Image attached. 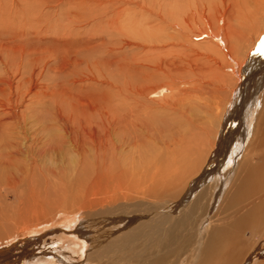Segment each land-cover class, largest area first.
Returning <instances> with one entry per match:
<instances>
[{"label": "rangeland", "instance_id": "1", "mask_svg": "<svg viewBox=\"0 0 264 264\" xmlns=\"http://www.w3.org/2000/svg\"><path fill=\"white\" fill-rule=\"evenodd\" d=\"M126 1L0 0V49L6 50L15 67L24 63L29 72L26 81L33 84L29 97L0 107L2 124L21 122V138H26L23 153L17 155L10 148L16 129L0 126V250L9 253L13 264H89V240H83L85 249L78 250L61 235L55 236L56 229H69L68 220L85 211L146 202L152 180L175 172L182 158L188 172H196L191 179L197 180L216 148L215 139L209 138V122L220 124L227 114L242 67L248 62L243 75L252 78L264 65V45L260 48L264 29L261 36L255 35L243 24L250 6L260 8L264 0H160V6L143 9L161 11L150 18L137 9L141 0H130L128 6ZM174 2L179 8L172 16ZM102 11L108 15L101 20ZM126 15L141 20L142 30L109 33L108 22L118 27L121 21L127 23ZM194 15L197 18L189 20ZM216 34L227 35L233 46L238 39L243 42L236 55L245 57L242 65L232 61L234 49L226 48ZM110 38L116 45L112 52L107 47ZM157 40L165 51L179 53L177 58L151 55L154 49L148 46ZM131 41L148 43L144 49ZM214 43L222 47L227 68L210 52ZM214 66L219 72L212 70ZM33 67L36 73L31 78ZM231 81L234 87L228 97L220 85ZM28 87L25 84L23 90ZM14 108L15 120L7 119L5 112L13 113ZM110 114L115 121L111 137L106 133ZM239 121L235 128L243 124L242 118ZM190 156L201 162L197 168L189 166ZM29 196L36 206L33 224L40 226L10 235L19 204ZM5 219L9 226L1 223ZM263 240L246 264H264Z\"/></svg>", "mask_w": 264, "mask_h": 264}, {"label": "bare ground", "instance_id": "2", "mask_svg": "<svg viewBox=\"0 0 264 264\" xmlns=\"http://www.w3.org/2000/svg\"><path fill=\"white\" fill-rule=\"evenodd\" d=\"M129 1L124 2L126 6L129 5ZM140 2L138 4L142 6V9L139 8L141 6L137 9L143 14H150L149 18L161 13V11L152 13L154 10L148 13L143 10L147 9V5L150 7L153 4L160 6V0H141ZM109 8L111 7L109 6ZM177 8L179 7L176 6V2L171 3L170 13L172 16L178 14ZM248 11L249 16L243 24H246L249 29L251 28L255 35L261 36L264 26H260V20L264 19V4L260 8L250 6ZM104 12L101 13V20L108 15L107 11ZM125 12L126 10L123 13ZM119 14L120 12H118ZM126 17L127 23L121 25L123 18H120L119 21L121 22L118 27L108 22L109 33L113 30L120 34H135V32L142 30L141 20L127 15ZM195 17L196 15L188 18L190 20ZM258 17L261 18L258 19ZM128 18L131 20H127ZM173 20L174 22L183 21L181 18H174ZM149 21L151 20L147 19V23ZM101 28L104 27L101 26ZM125 29L130 30V32L124 31ZM101 31L102 29L99 33ZM215 36L219 38L221 34ZM173 37L175 38L172 36L170 40H174ZM220 39L226 48L234 49V55L230 52L232 61L240 62L242 65L245 57L238 58L239 55H236L242 49L243 42L238 39L237 46H233V41L230 43L227 35L221 36ZM109 41L110 44L107 47L112 52L116 45L113 46L112 38ZM160 42L162 41L157 40L149 44V49H154L151 55L166 54L170 58H177L179 53L174 56L175 50L165 51L167 48H161L162 46L158 45ZM146 43L148 42H130L131 45L144 49L146 46L143 45ZM263 43L264 40H262L260 48L263 47ZM213 46L210 52L214 51L216 57L226 62L224 65L223 63L219 64L227 68L229 63L221 51L222 47L216 43ZM246 54H248V48L243 52L244 56ZM247 63L242 67L243 73L239 76L241 82L238 88L232 91L231 96L227 94L231 91V87H234V82L220 85L221 91H225L226 95L230 96L226 109L228 112L220 124L209 122L212 128L209 138L215 139L214 146L216 148L213 146L215 150L213 157L197 180L191 179L196 172H188L189 170L186 168L188 164L185 158H182L176 164L175 172H167L164 176H158L152 180V186L149 187V198L145 200L146 202L143 200L123 202L92 212L85 211L80 216L74 217L72 221L68 220L71 222L69 229H56L55 236L56 234L61 235V239L68 240L70 245H75L78 250H84L85 244L82 241L89 240L91 243L87 252V263L89 264H246L250 252L254 248L256 250L259 242L264 238V65H260L257 73L255 71L252 78L249 77V79V75H243L246 74ZM13 64L10 57L6 55V50H3L2 47L0 49L1 108L19 100L21 102L27 96L29 97L33 85L32 82L26 81L29 72L26 66H23L24 63L18 67ZM173 65L178 66L176 62ZM212 70L219 72V66H214ZM35 71L34 68L32 76L30 75L31 78L34 77ZM25 84L29 85V89L23 90ZM224 88L225 90H223ZM222 99L223 102L220 100L222 102L220 105L224 104L225 99ZM10 111L7 110L5 116L7 119L15 120L16 109L12 110L13 113ZM110 117L112 119L110 118L106 133H109L111 137L115 121L111 114ZM241 118L243 124L241 123L239 128L236 127L237 130L235 124ZM2 119L0 118V126L6 125V123L2 124ZM159 122L158 124H160ZM238 124L240 125V123ZM7 125L9 128L16 129L14 141H12L10 148L17 155H21L23 153L22 147L26 142L24 136L21 138L22 124L15 120L12 123H7ZM222 126L224 127L222 128ZM236 132L239 134L237 135ZM235 134L239 136L237 140L234 138ZM233 140L236 141L231 148L230 143L231 141L233 143ZM190 159V167L197 168L201 163L194 156H190ZM160 173L158 172V174ZM212 190L214 191L212 192ZM32 203L30 196L21 201L19 210L15 215L14 229H11L6 219L4 223L1 220L2 224L9 226L10 235L17 231L19 234L24 230L29 232L39 228L40 225L35 226L33 224L36 206H32ZM38 221L37 223H39ZM71 238L81 241L74 240L72 243L73 239ZM37 239L41 240V237L38 236ZM253 255L252 253L250 256ZM9 260V253L0 250V264H10L11 260Z\"/></svg>", "mask_w": 264, "mask_h": 264}, {"label": "water", "instance_id": "3", "mask_svg": "<svg viewBox=\"0 0 264 264\" xmlns=\"http://www.w3.org/2000/svg\"><path fill=\"white\" fill-rule=\"evenodd\" d=\"M10 260H11V263H10V264H13V261H14V259H13V258H11V256H10Z\"/></svg>", "mask_w": 264, "mask_h": 264}]
</instances>
